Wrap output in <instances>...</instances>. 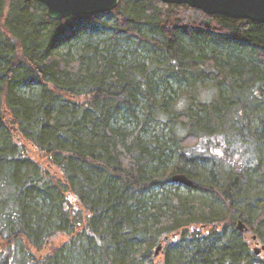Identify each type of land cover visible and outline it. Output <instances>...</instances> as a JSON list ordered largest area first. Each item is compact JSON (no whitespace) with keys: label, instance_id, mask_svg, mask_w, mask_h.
Segmentation results:
<instances>
[{"label":"trees","instance_id":"trees-1","mask_svg":"<svg viewBox=\"0 0 264 264\" xmlns=\"http://www.w3.org/2000/svg\"><path fill=\"white\" fill-rule=\"evenodd\" d=\"M257 243L264 23L162 0L57 21L0 0V264H264Z\"/></svg>","mask_w":264,"mask_h":264},{"label":"water","instance_id":"water-1","mask_svg":"<svg viewBox=\"0 0 264 264\" xmlns=\"http://www.w3.org/2000/svg\"><path fill=\"white\" fill-rule=\"evenodd\" d=\"M32 0H24L30 2ZM43 3L47 8V15L52 20L60 21L70 16H94L106 14L118 7L120 0H36ZM167 4L189 5L204 13L215 16L223 15L234 19H247L254 23H264V0H162ZM172 183L183 186H193L194 181L185 173H176L169 177ZM216 226V224L214 225ZM205 226H191V229L202 231ZM236 229L240 233L248 234L249 227L239 220ZM175 238V235L172 236ZM169 236H165L155 249L154 258H158L163 252L164 243L168 242ZM256 239V236H254ZM256 254L264 251V245L255 248Z\"/></svg>","mask_w":264,"mask_h":264},{"label":"rangeland","instance_id":"rangeland-1","mask_svg":"<svg viewBox=\"0 0 264 264\" xmlns=\"http://www.w3.org/2000/svg\"><path fill=\"white\" fill-rule=\"evenodd\" d=\"M104 33V32H103ZM98 34H100L98 31L97 32H95V33H93L92 35L93 36H98ZM101 35V34H100ZM103 36H107V34L106 35H103ZM84 38H88V35H85L84 36ZM69 47V46H68ZM68 47L66 46V47H63V48H61L63 51V53L65 52V50H67L68 49ZM73 48H76V45H73L72 46ZM215 47H217V49H221V46H219V45H217V44H215ZM248 51L249 50H247V51H242L241 49H238V50H235V55H241V56H246V57H249L250 55H248L247 53H248ZM168 82H169V84H170V86L171 87H169L168 88V90H167V94H171L173 97H175L176 95H175V93H174V90H177L178 88H179V86H182L183 87V89H186L187 87L185 86V81H182L181 83L178 81V79L176 78V77H174V76H171L170 78H168ZM162 89H163V87H162ZM201 90V98L202 97H210L211 96V90L209 89V88H207V87H205V86H202V88L200 89ZM211 98V97H210ZM181 103V105L184 103V102H180ZM258 123H259V121H258ZM153 125H155V124H153ZM154 127H157V129H158V131H157V133H159V134H161V132H162V130H163V126H154ZM168 130H169V128H165L164 129V133H167L168 132ZM182 192H184L185 193V191H184V189H182L181 190ZM262 245H260L259 243H257L255 246H254V248H260Z\"/></svg>","mask_w":264,"mask_h":264}]
</instances>
